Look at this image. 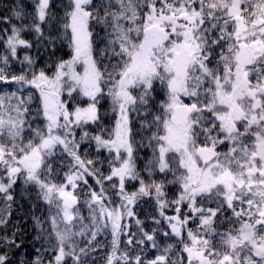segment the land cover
Wrapping results in <instances>:
<instances>
[{
    "label": "snow or ice",
    "instance_id": "snow-or-ice-1",
    "mask_svg": "<svg viewBox=\"0 0 264 264\" xmlns=\"http://www.w3.org/2000/svg\"><path fill=\"white\" fill-rule=\"evenodd\" d=\"M55 7L35 0L0 17V84L11 89H0V264H17L9 250L23 243L11 225L18 182L48 206L27 264H95L100 236L111 238L105 264H264V0ZM57 41L70 58L38 67L30 50ZM145 197L170 229L163 244L133 210Z\"/></svg>",
    "mask_w": 264,
    "mask_h": 264
},
{
    "label": "trees",
    "instance_id": "trees-1",
    "mask_svg": "<svg viewBox=\"0 0 264 264\" xmlns=\"http://www.w3.org/2000/svg\"><path fill=\"white\" fill-rule=\"evenodd\" d=\"M35 0H0V17L9 15V10L14 5H23L24 11L26 13H30L33 10ZM56 7L54 8V11L58 13V15H63V12L61 10L60 5L63 2H66V0H53ZM14 23L16 21H13ZM8 27L6 24L0 23V29ZM99 31V30H98ZM102 34V33H101ZM25 38L29 40H33V36L31 34H25ZM98 46H102L99 44V41L97 42ZM30 54L37 58V64L38 67H44L46 63L54 64L60 59H69L71 56V49L67 44V41L60 42L57 41L55 51L53 52L51 48H49L48 51H45L43 47H40L38 50L37 47L34 45V47L30 50ZM20 55H23V51H21ZM14 70L19 71V65H14ZM14 87V86H12ZM0 89H3L4 91L11 90L9 86H5L3 84H0ZM105 101H107V106L105 107L104 104L101 106V113L105 114L103 116V122H106L111 118V121H109L110 125L114 122V116L112 113L108 114L109 108L111 107V104L107 98H105ZM108 116V118L106 117ZM36 123H41V121L37 120ZM108 123V121H107ZM134 132L138 131V127L134 126ZM136 140L140 139V136L137 135ZM86 146V145H85ZM84 146V147H85ZM84 151V148L82 149ZM83 153V152H82ZM88 155L90 158H94L96 156V153L93 149H88ZM139 156L145 155L143 152L137 153ZM105 156H107L106 152L101 153V158L103 159ZM138 163L142 166L143 161H138ZM54 167L58 168L56 166V163L54 164ZM103 170L105 173H107L108 165L107 163L103 164ZM89 183L94 185V180L89 178ZM128 191H134L138 185L134 183H129L126 185ZM176 191V189L173 187L169 190L170 197L172 194ZM14 196L16 203L13 206V215L11 218V225H15V227L20 231L23 238V243L20 249H11L10 254L14 253V259L16 260L17 264H19L20 260H24L27 264V262H30L31 260L35 259L36 256V248L40 247L41 241H38L35 239V237L38 235V228L34 221V217H40L45 218L48 215V206L41 200H38L36 197V192L33 188H29L25 190L24 186L18 182V184L15 186ZM133 210L136 213V216L143 221L144 223V229L146 231H151L152 229H158L157 237L158 240L163 244L164 238L162 237L161 233L163 231H170L168 225L166 222L161 219V223L157 225L153 221V217L159 218V213L157 208L155 207L154 199L145 197L142 200L138 201V203L133 206ZM81 211L82 213L87 216L88 212L87 209L84 208L81 205ZM172 211L168 210V215H172ZM228 215H231L228 213ZM9 227V233L14 230L12 227ZM230 225L223 224L219 225L221 228H227ZM195 228V227H194ZM133 231H136L135 226L133 225ZM98 239L101 242V249L93 254V259L95 260V264H105L104 256L106 252L109 250L110 245V236L105 239L104 236L98 237ZM19 242V240H18ZM169 242H175L169 241ZM123 247V244H122ZM157 254L156 249H151L150 247L146 250V257L151 259L154 258V256ZM50 257L45 254L44 259L47 261ZM175 258V257H173Z\"/></svg>",
    "mask_w": 264,
    "mask_h": 264
},
{
    "label": "rangeland",
    "instance_id": "rangeland-1",
    "mask_svg": "<svg viewBox=\"0 0 264 264\" xmlns=\"http://www.w3.org/2000/svg\"><path fill=\"white\" fill-rule=\"evenodd\" d=\"M84 146H85V145H82V147H81V152H84V151H82V149L86 147V146H85V147H84ZM193 226H195V225H193Z\"/></svg>",
    "mask_w": 264,
    "mask_h": 264
}]
</instances>
